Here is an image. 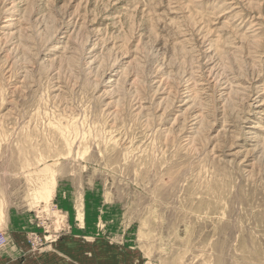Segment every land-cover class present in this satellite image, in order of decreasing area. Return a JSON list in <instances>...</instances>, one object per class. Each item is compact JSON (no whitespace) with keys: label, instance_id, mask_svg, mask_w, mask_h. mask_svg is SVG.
Here are the masks:
<instances>
[{"label":"rangeland","instance_id":"rangeland-1","mask_svg":"<svg viewBox=\"0 0 264 264\" xmlns=\"http://www.w3.org/2000/svg\"><path fill=\"white\" fill-rule=\"evenodd\" d=\"M0 253L264 264V0H0Z\"/></svg>","mask_w":264,"mask_h":264},{"label":"crops","instance_id":"crops-1","mask_svg":"<svg viewBox=\"0 0 264 264\" xmlns=\"http://www.w3.org/2000/svg\"><path fill=\"white\" fill-rule=\"evenodd\" d=\"M39 257L31 253H0V264H40Z\"/></svg>","mask_w":264,"mask_h":264},{"label":"built area","instance_id":"built-area-1","mask_svg":"<svg viewBox=\"0 0 264 264\" xmlns=\"http://www.w3.org/2000/svg\"><path fill=\"white\" fill-rule=\"evenodd\" d=\"M7 243V238L4 234H0V249Z\"/></svg>","mask_w":264,"mask_h":264}]
</instances>
